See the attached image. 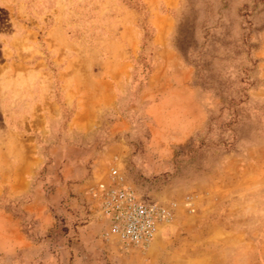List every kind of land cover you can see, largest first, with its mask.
Here are the masks:
<instances>
[{"label":"rangeland","instance_id":"obj_1","mask_svg":"<svg viewBox=\"0 0 264 264\" xmlns=\"http://www.w3.org/2000/svg\"><path fill=\"white\" fill-rule=\"evenodd\" d=\"M113 168L177 204L146 247L103 235ZM262 239L264 0H0V264H264Z\"/></svg>","mask_w":264,"mask_h":264},{"label":"built area","instance_id":"obj_2","mask_svg":"<svg viewBox=\"0 0 264 264\" xmlns=\"http://www.w3.org/2000/svg\"><path fill=\"white\" fill-rule=\"evenodd\" d=\"M110 184L101 183L94 196L101 199V213L108 222L104 232L107 239L115 238L124 247L148 246L175 219L176 203L168 205L143 197L125 186V178L117 168L109 173ZM194 199L188 197L186 206L194 210Z\"/></svg>","mask_w":264,"mask_h":264},{"label":"crops","instance_id":"obj_3","mask_svg":"<svg viewBox=\"0 0 264 264\" xmlns=\"http://www.w3.org/2000/svg\"><path fill=\"white\" fill-rule=\"evenodd\" d=\"M252 241L255 242L257 246H259L260 243H261V246H264V239H262L260 243H259L258 240L257 241L256 240H252ZM261 258H262V261L264 262V255H262Z\"/></svg>","mask_w":264,"mask_h":264}]
</instances>
